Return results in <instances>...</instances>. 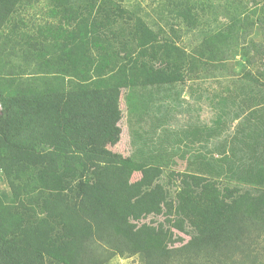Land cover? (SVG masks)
I'll return each instance as SVG.
<instances>
[{
    "label": "trees",
    "instance_id": "1",
    "mask_svg": "<svg viewBox=\"0 0 264 264\" xmlns=\"http://www.w3.org/2000/svg\"><path fill=\"white\" fill-rule=\"evenodd\" d=\"M45 1L59 26L24 15L37 0H0V174L9 191L5 200L0 189V264L116 256L264 264V44L252 35L264 26V0L248 8L237 0L261 15L250 31L238 14L208 30L204 5L165 0L158 19L188 31L200 25L189 51L175 42L176 24L166 23L169 38L117 1ZM16 58L19 67L9 64ZM224 67L240 79L205 99L216 111L211 124L167 130L182 97L176 86ZM120 90L138 98L129 157L104 147L106 111ZM177 159L183 171L173 168ZM134 173L141 176L131 183ZM94 181L97 212L88 208Z\"/></svg>",
    "mask_w": 264,
    "mask_h": 264
},
{
    "label": "rangeland",
    "instance_id": "2",
    "mask_svg": "<svg viewBox=\"0 0 264 264\" xmlns=\"http://www.w3.org/2000/svg\"><path fill=\"white\" fill-rule=\"evenodd\" d=\"M122 4L129 12H132L142 18L148 25H158L165 30V36L172 38V34L167 29V24L172 22L176 24V34L177 37L175 42L179 47L185 48L187 51L191 50L196 46L203 33L201 32L200 25L204 28L214 29L217 26H223L228 23L232 16L238 14L241 16L243 24L255 23L256 18H261V15L257 13L252 15V11H248L241 4L238 5L237 0H183L188 1L190 5H196L199 7L204 5V11L198 9V14L200 15V25L197 29L188 31L178 20L165 19L164 21L158 19V11L163 5L165 0H114ZM180 1V0H177ZM249 0H242V3L249 4ZM37 4H33L28 12L24 15L27 18H32L35 25L47 23L48 25H60V18L52 14L49 11V7L45 0H37ZM162 2V3H161ZM161 4V5H160ZM160 6V7H159ZM247 8L250 5L246 6ZM167 15V14H166ZM29 16V17H28ZM168 16V15H167ZM166 16V17H167ZM30 20V19H29ZM30 24H33L29 21ZM181 24V25H180ZM249 31H250V26ZM36 29L35 27L30 30ZM253 39L257 44H264V26L261 23L256 24V28H252ZM247 43V41H245ZM254 48V47H253ZM18 49V48H17ZM255 53V48L251 49ZM239 59V57H238ZM235 59V60H238ZM240 60V59H239ZM22 59L16 58L9 62L14 66L19 67L23 64ZM236 62H231L235 66ZM234 71L239 72V67H234ZM239 77V78H238ZM240 79L239 74L227 75L226 68L216 72V75H202L199 79L187 80L185 86H176L175 90L181 92V99L178 106L175 107L176 110L172 111L170 115L166 118L167 130L176 131L180 127L188 126L192 124H211L212 120L215 118V109L213 108V102L205 100L211 94H222L225 95V88H230L233 82ZM190 86V90L188 87ZM202 92H206L202 95ZM162 94H157V97L161 98ZM202 95V96H201ZM144 96V95H143ZM145 97V96H144ZM137 97L134 95H128L127 91L120 90L116 106L112 110H107L106 115L109 120V125L105 131L104 135V147L122 157H129L133 152L131 129L135 126L132 121V116L130 115V102H138ZM146 99V98H145ZM145 105V103H143ZM235 122L232 124L234 126ZM230 126L228 134L232 132L233 127ZM215 142V141H214ZM213 142V143H214ZM173 168L176 171H183L185 168V162L182 160H176ZM141 176V173H134L131 176L130 182H134ZM83 186V183H82ZM0 189L2 191V196L6 200L9 195L8 188L4 182L3 177L0 174ZM100 185L97 182H93L91 185L90 202L88 208L91 212L99 211V201H98V191ZM258 245L261 250V254L264 256V237L259 240ZM107 264H141L137 256L130 258L113 257Z\"/></svg>",
    "mask_w": 264,
    "mask_h": 264
}]
</instances>
